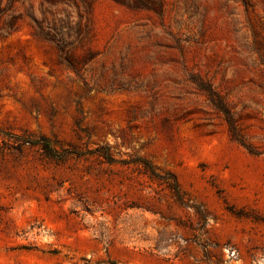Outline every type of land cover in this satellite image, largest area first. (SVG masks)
<instances>
[{"label":"rangeland","instance_id":"rangeland-1","mask_svg":"<svg viewBox=\"0 0 264 264\" xmlns=\"http://www.w3.org/2000/svg\"><path fill=\"white\" fill-rule=\"evenodd\" d=\"M0 264H264V0H0Z\"/></svg>","mask_w":264,"mask_h":264},{"label":"trees","instance_id":"trees-1","mask_svg":"<svg viewBox=\"0 0 264 264\" xmlns=\"http://www.w3.org/2000/svg\"><path fill=\"white\" fill-rule=\"evenodd\" d=\"M26 142L29 143L30 145L42 146L48 156L54 157V155H57L55 154L56 150L51 146L48 140L43 139V140H38V141H26ZM103 157L107 159L109 162H113V159L111 158V156L107 154L106 152H103ZM145 165L150 168V166L147 163H145ZM151 173L154 176H156L155 172L151 171Z\"/></svg>","mask_w":264,"mask_h":264}]
</instances>
